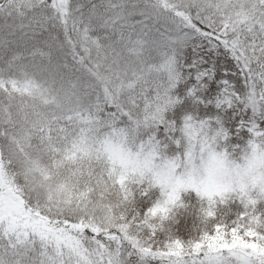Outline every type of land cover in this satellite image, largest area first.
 <instances>
[{"label":"snow or ice","instance_id":"snow-or-ice-1","mask_svg":"<svg viewBox=\"0 0 264 264\" xmlns=\"http://www.w3.org/2000/svg\"><path fill=\"white\" fill-rule=\"evenodd\" d=\"M0 264H264V0H0Z\"/></svg>","mask_w":264,"mask_h":264}]
</instances>
